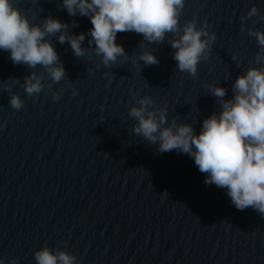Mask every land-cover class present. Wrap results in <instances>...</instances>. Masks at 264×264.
<instances>
[{"label": "water", "instance_id": "water-1", "mask_svg": "<svg viewBox=\"0 0 264 264\" xmlns=\"http://www.w3.org/2000/svg\"><path fill=\"white\" fill-rule=\"evenodd\" d=\"M30 25L47 18L66 27L43 38L64 76L44 66L13 63L0 49V260L37 264L47 248L75 264H264V218L238 210L226 190L205 185L206 173L176 150L159 152L134 131L143 114L161 113V128L219 115L234 83L250 69L264 71V0H182L177 25L159 40L118 32L124 49L103 62L89 18L70 15L63 0H13ZM255 8V12L252 9ZM192 25L206 43L194 74L181 71L172 47ZM84 34L82 55L66 38ZM150 53L158 63L145 64ZM34 74L41 90L29 94ZM225 89L216 97L211 88ZM22 101L20 109L10 97ZM141 101H148L141 104Z\"/></svg>", "mask_w": 264, "mask_h": 264}, {"label": "clouds", "instance_id": "clouds-1", "mask_svg": "<svg viewBox=\"0 0 264 264\" xmlns=\"http://www.w3.org/2000/svg\"><path fill=\"white\" fill-rule=\"evenodd\" d=\"M63 4L70 15L79 12L89 18L92 27L88 32L97 53L103 54V62L107 64L124 52L115 43L118 32L135 31L152 41L161 39L167 31H174L182 0H63ZM64 27L65 24L51 17L46 19L43 30L30 25L13 6V0H0V49L9 51L14 64L44 66L54 81L62 79L64 69L56 66L57 53L43 38ZM201 35L189 25L182 37L173 41L174 59L181 71L196 72L198 59L206 47ZM66 38L74 53L82 55L80 43L84 34L70 38L62 34L58 39L64 42ZM256 38L264 46V33L257 32ZM141 59L145 64L158 63L150 53L143 54ZM41 87L34 74L25 81V91L29 94L39 92ZM234 90L233 99L222 102L219 115L204 119L198 133L187 124L161 128L164 113L159 119L151 112L145 116L143 107L131 109L130 114L139 121L134 131L151 142L159 141V152L176 150L189 155L198 171L206 173L205 185L225 189L236 209L251 206L264 218V71L250 69L238 76ZM211 91L216 97L225 96L224 88L213 87ZM9 102L14 109L22 107L16 95ZM146 103L141 101L142 105ZM34 256L37 264H75V257L65 252L53 254L47 248Z\"/></svg>", "mask_w": 264, "mask_h": 264}]
</instances>
